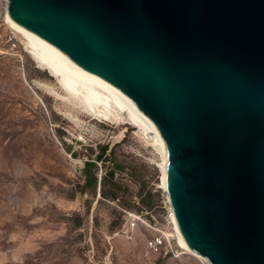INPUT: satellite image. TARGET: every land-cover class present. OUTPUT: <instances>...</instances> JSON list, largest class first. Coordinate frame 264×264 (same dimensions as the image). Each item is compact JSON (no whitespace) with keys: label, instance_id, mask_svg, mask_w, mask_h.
<instances>
[{"label":"water","instance_id":"water-1","mask_svg":"<svg viewBox=\"0 0 264 264\" xmlns=\"http://www.w3.org/2000/svg\"><path fill=\"white\" fill-rule=\"evenodd\" d=\"M9 17L160 130L175 223L210 264H264V0H8Z\"/></svg>","mask_w":264,"mask_h":264},{"label":"rangeland","instance_id":"rangeland-1","mask_svg":"<svg viewBox=\"0 0 264 264\" xmlns=\"http://www.w3.org/2000/svg\"><path fill=\"white\" fill-rule=\"evenodd\" d=\"M7 8L0 0V264H209L148 249L169 226L160 152L135 125L96 119L51 92L64 94L6 23ZM100 145L108 168L124 167L115 173L131 208L101 197L99 184L82 189L84 161ZM127 211L151 226L132 227Z\"/></svg>","mask_w":264,"mask_h":264},{"label":"bare ground","instance_id":"bare-ground-1","mask_svg":"<svg viewBox=\"0 0 264 264\" xmlns=\"http://www.w3.org/2000/svg\"><path fill=\"white\" fill-rule=\"evenodd\" d=\"M5 21L22 37L27 52L37 63L38 67L46 70L57 80L64 94L48 86L51 92L55 93L59 98L71 101L84 109L87 113L93 115L96 119L109 122H127L133 126L135 125L140 129L141 135L143 134L145 138L148 137L147 139L152 141L162 157L160 162L163 174L162 187L167 191V169L169 159L164 138L157 126L147 114L140 109L132 97L102 78L85 70L60 50L14 22L9 17L8 9L6 11ZM169 207L171 208L170 205ZM172 219L178 242L186 249V253L188 252L209 263L206 257L192 248L191 244L179 231L175 223L173 212Z\"/></svg>","mask_w":264,"mask_h":264},{"label":"trees","instance_id":"trees-1","mask_svg":"<svg viewBox=\"0 0 264 264\" xmlns=\"http://www.w3.org/2000/svg\"><path fill=\"white\" fill-rule=\"evenodd\" d=\"M108 150V145H100V151L97 154L96 159L84 161L83 174L85 182L82 189L83 191H95L99 184L101 197L107 198L110 201L118 200L123 207L131 208L133 204L128 201V197H125V195L120 193L124 183L121 179L116 177L115 173L116 169L122 170L124 167L116 161L113 162V167H107V161L110 160L107 155ZM97 161H101V166L105 168L104 173L100 175V178L98 175L99 165L97 164ZM109 183L111 186L107 187V184Z\"/></svg>","mask_w":264,"mask_h":264},{"label":"built area","instance_id":"built-area-1","mask_svg":"<svg viewBox=\"0 0 264 264\" xmlns=\"http://www.w3.org/2000/svg\"><path fill=\"white\" fill-rule=\"evenodd\" d=\"M168 205H170L168 203ZM169 207V220H168V228L167 230H159V234L148 239V249L152 253L158 254H171L174 257H179L180 255L186 253V249H184L178 242V237L176 234V230L174 228V223L172 219V210ZM128 219L131 221V226L134 227L138 221H144L143 213L131 212L127 211ZM151 226V223H147Z\"/></svg>","mask_w":264,"mask_h":264}]
</instances>
